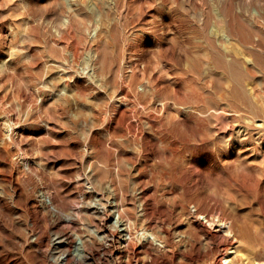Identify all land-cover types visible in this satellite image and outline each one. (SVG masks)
Here are the masks:
<instances>
[{
	"label": "rangeland",
	"instance_id": "1",
	"mask_svg": "<svg viewBox=\"0 0 264 264\" xmlns=\"http://www.w3.org/2000/svg\"><path fill=\"white\" fill-rule=\"evenodd\" d=\"M262 110L264 0H0V264H84L113 201L163 247L85 264L264 263Z\"/></svg>",
	"mask_w": 264,
	"mask_h": 264
},
{
	"label": "bare ground",
	"instance_id": "2",
	"mask_svg": "<svg viewBox=\"0 0 264 264\" xmlns=\"http://www.w3.org/2000/svg\"><path fill=\"white\" fill-rule=\"evenodd\" d=\"M82 1V0H80ZM76 3V2H75ZM87 4V3H86ZM72 9V8H71ZM72 11V10H71ZM70 12V10H69ZM217 13V12H216ZM70 20V19H68ZM74 20H76V18H74ZM221 20V19H219ZM226 36V35H225ZM222 37V36H221ZM224 37V36H223ZM230 37V36H229ZM228 37V38H229ZM220 38V37H219ZM221 39V38H220ZM223 39V38H222ZM219 40V39H218ZM224 40V39H223ZM230 41V39H229ZM223 46V45H222ZM235 46V45H234ZM237 47V46H236ZM232 48V47H231ZM228 49V48H227ZM226 50V49H225ZM236 50V49H235ZM237 52V51H236ZM228 53V52H227ZM242 53V52H241ZM230 54V53H228ZM245 54V53H243ZM242 54V55H243ZM221 55V53H220ZM248 55V54H246ZM244 56L245 58L247 56ZM225 56V55H224ZM223 56V57H224ZM228 56V55H227ZM239 56V54L237 55ZM236 56V57H237ZM226 57V56H225ZM236 59V58H235ZM248 59V58H247ZM236 61V60H235ZM246 61V60H245ZM244 61V62H245ZM241 62V61H240ZM243 63V62H242ZM227 64V63H226ZM243 65V64H242ZM251 65V64H250ZM248 86V85H247ZM252 89V88H251ZM250 92V91H249ZM248 92V93H249ZM252 93V92H251ZM254 94V93H253ZM260 95V94H259ZM254 96V95H253ZM259 98L261 97L258 96ZM262 101V100H261ZM263 103V102H261ZM260 105V104H259ZM260 110V109H259ZM264 112V110H262ZM261 113V112H260ZM254 117V116H253ZM257 117V116H256ZM246 119V117H244ZM248 119V118H247ZM252 119V118H251ZM264 119V118H263ZM8 122V121H7ZM9 123V122H8ZM260 124V123H259ZM248 125V124H247ZM249 126V125H248ZM253 126V125H252ZM257 126V124H256ZM260 126V125H259ZM4 128H5V135H9L8 133H11L9 131L7 127V123H4ZM255 129V128H253ZM257 129V128H256ZM258 130V129H257ZM262 131V130H261ZM264 131V130H263ZM4 132V131H3ZM241 133V131H240ZM260 133V132H259ZM239 136V135H238ZM8 137V136H7ZM237 137V136H236ZM239 139V138H238ZM261 139V137H260ZM264 159V158H263ZM262 163V162H261ZM260 164V163H259ZM260 167V166H259ZM263 168V166H262ZM260 169V168H259ZM89 172V171H88ZM87 172V174H88ZM261 172V170H260ZM89 177V175H87ZM87 177V178H88ZM90 179V178H88ZM84 185V184H83ZM91 187V186H90ZM89 189V188H88ZM94 190V189H92ZM89 191V190H88ZM95 193V192H94ZM114 194V193H113ZM111 196V194H110ZM112 197V196H111ZM115 200V199H114ZM127 203V202H125ZM90 204V203H89ZM144 205V204H143ZM108 206V205H107ZM126 206V205H125ZM111 208V211H109V214L112 215V222L108 223L105 226V229L99 231V232H95L94 230H89V236H81L82 238H78V240H76V242L74 243V246L72 248V251L70 252L69 255H71V257L74 260H77L84 263L87 261H94L96 263L97 258L96 257V253L95 251L92 249V245L94 244V240L97 239V241H100L102 246H101V250H102V254L104 255L105 253H109L110 256H112L111 254H113L115 252V258L119 259L120 256H122L123 254L126 253V250L128 249L129 244L131 243L133 237H137L138 238V244L139 247L134 249V252L137 254H139V252L141 251V247H142V243L143 244H150L152 246H160L161 248L163 247L162 241H161V237H159V235H155L152 232L145 230V229H140L139 232H135V228L131 227V221H129V219H125L122 217L121 215V209L118 207V203H114V201L111 203V206H109ZM128 207V206H127ZM90 208L92 209L93 214L98 217V216H102L103 212H104V208L102 207V205L100 204V199H94L91 202ZM142 208V207H140ZM138 209V208H137ZM89 210V205L87 206V209ZM130 210V209H129ZM84 213V212H82ZM81 213V214H82ZM87 213H89V211H87ZM67 214V213H66ZM69 214V213H68ZM75 214V213H74ZM123 214V213H122ZM138 215V214H137ZM143 215V214H142ZM195 215V214H194ZM201 215V214H200ZM76 215H74L75 217ZM196 216V215H195ZM194 216V217H195ZM199 216V215H198ZM89 217V216H88ZM129 217V216H128ZM142 217V216H140ZM71 218V217H70ZM114 218V220H113ZM190 218V217H189ZM205 219V217H200L198 218V220L200 219ZM65 219V218H64ZM138 219V218H137ZM143 219V218H142ZM66 221H68L69 219H65ZM62 220V221H65ZM188 220V219H187ZM72 221V220H71ZM190 221V220H189ZM203 221V220H202ZM219 221V220H218ZM192 222V221H191ZM225 222V221H224ZM61 223V222H60ZM70 223V222H69ZM56 224V223H55ZM63 226V225H62ZM61 224H57L55 227H62ZM66 226V225H64ZM69 226V224H68ZM141 226V225H140ZM147 226V225H146ZM189 226V225H188ZM191 226V225H190ZM146 228V227H145ZM188 228V227H187ZM186 228V229H187ZM193 228V227H192ZM195 228V227H194ZM134 231L133 233L131 232ZM228 231V230H227ZM230 231V230H229ZM194 232V231H193ZM65 233V232H62ZM88 235V234H87ZM188 240V239H187ZM100 244V245H101ZM114 245L115 251L112 252L110 250L111 246ZM99 247V246H98ZM49 251L52 252L54 258L52 260L53 264H68L69 260H68V256L65 252H67L66 249V241L64 238V235H59L58 233L54 235L52 242L49 246ZM99 249V248H98ZM143 249V248H142ZM133 252V253H134ZM134 253V254H135ZM103 255H101V257H103ZM108 255V257H109ZM139 256V255H138ZM256 256V255H255ZM101 257H99L98 259V263H100L101 261ZM137 257V256H136ZM142 257V256H141ZM140 257V258H141ZM189 257V255L187 256ZM89 258V260H88ZM111 258V257H110ZM193 259V258H192ZM105 260V259H103ZM109 260V259H108ZM110 261V260H109ZM142 261V260H141ZM260 261V260H259ZM103 262V261H102ZM216 262V261H215ZM256 262V261H255ZM94 263V262H93ZM90 264V263H89ZM119 264V263H117ZM258 264V263H257ZM264 264V263H261Z\"/></svg>",
	"mask_w": 264,
	"mask_h": 264
},
{
	"label": "built area",
	"instance_id": "3",
	"mask_svg": "<svg viewBox=\"0 0 264 264\" xmlns=\"http://www.w3.org/2000/svg\"><path fill=\"white\" fill-rule=\"evenodd\" d=\"M36 198H37V201L40 203V205H42L51 215H53V217H56L59 215L58 211L56 210V208L52 204L50 194L48 193L47 190H45V189L37 190ZM78 238L79 237H75L74 238L75 241L78 240ZM53 258H54V256L51 257V259H50L51 262H52ZM52 264H53V262H52Z\"/></svg>",
	"mask_w": 264,
	"mask_h": 264
}]
</instances>
